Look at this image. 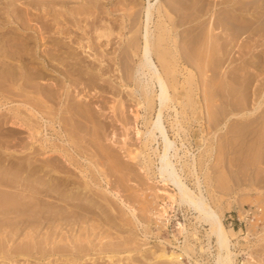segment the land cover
<instances>
[{
    "label": "bare ground",
    "instance_id": "obj_1",
    "mask_svg": "<svg viewBox=\"0 0 264 264\" xmlns=\"http://www.w3.org/2000/svg\"><path fill=\"white\" fill-rule=\"evenodd\" d=\"M19 1L21 0H0V99L5 98L6 95L12 99L10 102H14L13 95L17 96L21 98L18 108L9 109H14L20 113H22L19 111L21 108L28 111L26 116H21L18 112L14 115V119H16L14 123L18 125V133L28 130L32 134H41L48 129V126L54 128L57 122L61 123L59 121L62 120L59 117L61 111L67 115L69 125L77 131L79 129L82 132L86 130H84L85 124L82 126L83 124L76 119V114L80 117L85 116L86 119L95 122V124L103 122L102 127H106V122L101 121L100 118L98 120V113L91 106L86 110L82 109V106L76 105L73 99V86L84 85L85 87H93L95 90L98 88L104 90V88L109 87L108 89H115V92L120 91V87L116 84L123 83L134 86L132 88L133 93L138 96L133 98L135 108L131 109L134 114V125L137 128V134L145 136L143 147L150 148L154 152L156 157L154 158V175L158 179L157 181L167 186L165 189H161L164 185L161 186L158 192L166 195L168 200H164L155 209L156 220L160 221L161 224L163 223L164 226H168L170 224L169 210L175 204L188 207L194 211L201 226L208 225L210 227H207L209 228L206 237L208 242L206 247H201V252L209 254L212 264H236L238 253L235 252L234 247L237 243L233 241V236H231L235 230L226 227L223 222L222 211L210 202L205 193L206 190L204 191L203 181L199 174V167L200 165L203 166V161L189 150L187 153L184 151L185 153L182 155L183 149L177 144L176 139H172L170 130L177 137L181 136V133H185L187 130L183 120L189 121L190 125L195 121H205L204 123L209 124L206 132H209L210 128H214V125L218 127V122L214 123V120H211L213 115L207 116L209 114L206 112L207 108H201L198 114L191 110L194 101L189 98L187 88L181 90L180 85L184 82L190 84L191 87L197 82L205 87L214 84V81L217 84L222 77L217 71L226 64V58L224 59L223 56L228 52L226 50L229 42L236 45L240 36H243L245 39L240 47L246 48V42H250L249 40L254 35L264 30V0H233V6L238 5V7H234L233 10L226 8L220 14H214L210 26L204 21H199L197 26L200 27L201 32L206 29L209 30H207L206 36L203 35L205 32L202 33L203 38L200 32L192 36H189V33L184 35V31H181L179 26L181 22L179 23L176 18H172L173 16L169 14V4H165L162 0H120L127 2L128 6L132 5L130 7L132 10L140 6L143 9V17L146 19L141 23V26L137 27L135 31L137 35L129 37L126 47L120 49L119 52H114L115 56L111 58L112 62L108 61L107 63L105 52L112 41V36L115 35V31L109 22L102 21L101 26H98L96 19L99 17H92L93 19L86 17H48L41 26H34V21L45 17H25L27 13L23 12L24 7L19 6ZM66 1L68 0H62V2ZM41 3L39 0L21 2V4L27 5L29 9L30 7H37L33 6L34 4L39 5ZM252 8L256 11L252 17L257 18L246 20L244 18L245 13ZM3 9H9L8 13L11 16L9 19L2 17L4 15L1 12ZM202 10L203 8H199L198 11L201 12ZM128 17L132 22L131 24L136 27L138 22L135 18L136 15L131 13ZM152 24H154V28ZM218 24L226 30L227 36L224 38L229 39L225 42L220 41L222 37L220 34L210 33L216 26H219ZM73 25L77 27V30L73 31ZM92 27L96 31H94L96 33L94 38L89 35V30ZM5 29L9 30L5 32ZM67 30H71L70 34H66ZM26 32L28 35H24ZM47 32L51 35L44 36V33ZM245 33L247 34L245 35ZM30 34L33 38L29 36ZM120 39H123V35H120ZM202 39L201 49L195 51ZM183 45H185L184 48ZM78 49L82 50L85 55L82 56ZM92 51L95 53L90 54ZM197 52L201 56H197ZM260 55L261 53L258 54V56ZM17 60L19 64H15ZM231 61L234 62V60ZM183 65L186 68L196 69L197 72L188 74L182 80L184 73L180 67L182 68ZM117 71L118 74L115 73V75L118 76L115 79H112V75H108V73ZM237 71L243 72L244 70L237 69ZM227 73L230 76L229 72ZM235 79L233 82L236 83L238 76ZM58 81H62L66 87L64 91L57 88ZM45 82H51L53 88H46ZM203 89L206 92L207 88ZM209 91L207 92L209 93ZM236 91L239 90L236 89ZM207 92L206 97H204L206 100L209 99ZM92 95L94 98L95 95ZM81 98L87 100L84 94ZM246 99H248L247 95ZM80 101L82 102L83 99ZM214 103L216 105V102ZM7 104L0 102V108ZM123 104L125 105L124 102ZM235 104L238 106V103L231 101L228 97L226 106L231 108V111L236 107ZM86 105L89 104L86 103ZM198 106L201 107V105ZM110 108L113 109L114 107L111 106ZM190 110L193 111V116H191ZM142 111H144L143 115ZM153 111L154 116L148 117V113ZM187 112L190 113L191 118L185 116ZM85 113L86 115H84ZM166 113L170 129L166 124ZM142 117L145 118V125L147 126L144 133L138 126L139 119ZM255 117H259L258 113ZM118 118L117 121L122 122L125 126L131 119L119 116ZM252 120L249 122H255ZM245 123L247 124L248 121ZM253 130L251 131L253 132ZM99 133L101 135L100 131ZM69 134L74 133L71 131ZM244 134L247 136L249 132ZM86 136L81 137V139L78 138L80 141L78 140L76 143L75 140L72 141L74 137L71 135L72 143L70 145L73 151L79 155L68 153L70 148L65 149L67 152L63 157L66 160L57 158L60 157L61 153L56 156L58 150L54 148L50 150L51 153L46 159L40 158L39 155L47 151L43 148V151L38 152L39 148L35 146L36 143L32 144L27 151L21 152V155L16 153L8 155L7 153L13 159L9 161L5 169L0 166V264H83L104 258L105 254L111 252L109 251L112 250L111 247L107 248L102 238L100 243L95 245L92 237L98 227H103L106 224V220L102 219L104 214L108 220H111L107 212L99 213V210L103 208L101 203L112 204L110 196L117 198L138 220L136 208L128 204L119 192L123 186L121 185L119 191L111 188L112 185L110 186L109 181L106 180L108 173L104 172L103 174L97 161H94V158L99 154L95 152L92 156L93 160H89L87 157L89 154L84 152L86 150H83V146L79 147L82 139H87ZM198 139H200L198 140L200 145L206 140L200 135H198ZM88 140L92 144H101L97 139L95 141L93 139ZM181 145L182 147L185 146V142L182 141ZM200 145L199 147H201ZM141 155L142 153L131 154V158L138 161ZM82 157L87 160V165L83 163ZM143 163L146 164V161ZM66 164L74 166L80 175L74 177L75 171ZM95 166L97 170H95ZM66 167H68L67 171H65ZM186 168L190 173L189 175L194 177L195 189L191 188L186 181ZM63 172L66 175H61ZM99 175H104L105 178L103 176L96 178ZM169 186L173 190L169 191ZM95 195H98L97 198L100 199V203L96 201ZM177 229L182 235H186L188 232V228L181 222L178 223ZM194 234L198 238L199 230L196 229ZM21 235H23L22 238ZM174 237L179 241L176 236ZM212 237L215 238V242ZM15 238L20 239V241L15 242ZM174 246L175 249L172 251L163 249L160 253L154 254L155 261L148 263L153 264L158 260H164V262L166 260L168 264H205L206 261L203 263L199 259L194 260L196 263L183 261L184 257L193 258L191 252L195 251L194 246L190 245L188 237H185V241L180 242L179 245ZM109 258L113 263L114 257L109 255Z\"/></svg>",
    "mask_w": 264,
    "mask_h": 264
},
{
    "label": "rangeland",
    "instance_id": "obj_2",
    "mask_svg": "<svg viewBox=\"0 0 264 264\" xmlns=\"http://www.w3.org/2000/svg\"><path fill=\"white\" fill-rule=\"evenodd\" d=\"M26 1L27 0H21L18 2L20 7H24L23 12L27 13L26 15L24 14L25 17H45L38 21H34V26H41L48 17H86L88 19H93L92 17H99L100 19H96L98 26H101L102 21L109 22L115 31V35L112 36V41L105 52L107 54L106 63L108 61L112 62L111 58L115 56L116 51L119 52L120 49L122 50L124 49L123 47H126L125 45H127L128 38L137 33L135 32L137 27L141 26V23L146 19V17H143V9L140 6H137L132 10L130 8L132 5L128 6L127 2H121L120 0H68L66 2H62V0H49L48 2L47 0H39L42 3L39 5L34 4L33 6L37 7H30V9L27 5L21 4V2ZM162 1L165 4H169V14L173 16L172 18H176L179 23L181 22L179 26L180 30L184 31V35L189 33V36H192L200 32L202 38L203 35H207L209 30H204L205 33L201 32L200 27L198 28L197 26L199 25L197 24L199 21H204L205 24L208 23V26H210L214 18V14L218 15L226 8L233 10L234 7H238V5L233 6V0ZM199 8H203V10L199 12ZM1 12L4 13L2 17L7 19L11 17L8 13L9 9H3ZM255 12L254 8L250 9V11L245 13L247 16L245 15L244 18L246 20L257 18L252 17ZM131 13L136 15L135 18L138 21L136 27H134L133 24H131L132 22L129 20L128 16ZM24 15H21V17H24ZM168 19L171 18L168 17ZM218 23H220V20H218ZM218 25L219 28L216 26V28L213 31H210V33L220 34L222 36H220V41L225 42L229 39L226 37L224 38V36H227V34H225L226 30H224L220 24ZM152 26L154 28V24H152ZM72 29L75 31L77 30V27L73 25ZM92 29L94 28H90L89 35L91 38H94L96 33H94L95 29ZM8 30L9 29H5V32ZM70 31L71 30H67L66 34H70ZM43 32H45V30H43ZM79 33H81V31H79ZM202 33L204 34L202 35ZM262 33L264 34V30L259 34L254 35L249 40L250 42L247 41L245 44L246 48L240 47V44L245 39L243 36H240L236 45L229 42L226 50L228 52H226L223 56L224 59L226 58V64H224L223 67L217 71L218 74H221H219L220 77L222 76L221 79L218 80L217 84L216 81H214V84L207 85L205 87L197 82L191 87L190 84H185L184 82L180 85L181 90L187 88L189 98L194 101V106H192L193 108L191 110L194 112L196 111L198 114L201 108H207L206 112L209 113L207 116L211 117L213 115L211 120H214V123L218 122V127L214 125L213 127L215 129L210 128L209 132H206L208 131L207 129L209 128V124L204 123L205 121H192L193 124L190 125L189 121L183 120L187 130L185 133H181V136L177 137V135H174V133L170 130L172 139H176L177 144L183 149L181 151L182 155H184V151L187 153L189 150L191 153H195L198 159L203 161V166L200 165L199 167V174L203 181L204 191L206 190L205 193L210 202L222 211L224 219L223 222L226 227L230 230L231 228L235 230L232 232L231 236H233V241L237 243L236 247H234L235 252L238 253L236 264H264V35ZM119 34L123 35L122 40L120 39ZM246 34L247 33H245V35ZM24 35H28V33L26 32ZM48 35L51 34L49 32L44 33V36ZM29 36L33 38L31 34ZM202 42L203 39L196 46L195 51L201 49ZM234 46L236 47L234 48ZM184 47L185 45H183V48ZM78 50L81 51L82 56L85 55L82 50ZM92 53H95V51L90 52V54ZM260 53L261 55L258 56ZM196 55L201 56L198 52ZM262 58L263 60H261ZM231 60H234V62L232 63ZM136 61H138V58H136ZM17 63L19 64L18 60L15 64ZM239 67L241 70H244V73L242 71H237V69L240 70ZM180 70L184 73L182 75V80H184L188 74L197 72L196 69L191 67L186 68L184 65L182 68L180 67ZM227 72H229L230 76H228ZM230 72H234L232 73L233 75ZM115 73L118 74V71L108 73V75H112V79H115L118 76L115 75ZM235 73L241 75H236ZM237 76L238 79L236 84L233 80H236L235 78ZM228 77L229 79L231 78L230 81L229 79L227 80ZM51 82H45V87L52 89L53 87L51 86ZM57 84V88H60L61 91L66 89L62 81H58ZM116 85L120 87L119 92H115V89H108L109 87L104 88V90L99 88L95 90L93 87H85L84 85L73 86V99L76 102V105L82 106V109L86 110H88L90 108L89 106H91L94 111L98 113V120L100 118L101 121L104 120V122L108 123H105V125H107L106 127H102L104 125L103 122H99L98 125L97 123L95 124V122H90L85 118V116L80 117L76 114V119L83 124L82 126L85 124L84 130L86 131L84 132L80 129L77 131V129L75 130V128L71 127L66 118L67 115L61 111L59 114V117L62 118V120H59L61 123L57 122L54 125V128L48 126V129L41 134H32L31 131L28 130L18 133V125L14 123V121H16V119H14V115L18 111H15L14 109L18 108V103L21 102V98L14 95L12 97L10 94V96L15 100L14 102H10L12 99H9V97L5 95V98L0 99L1 103H8L0 108V166L5 169L9 161L13 159V157L11 159L8 155H11L12 153H23V151H27V149L34 143H36L35 146L39 148L38 152H41L43 148L47 151L46 153L39 155L42 159H46V157L51 153L50 150L52 148L58 150L55 154L56 156L60 153L62 154H60V157H57L60 160L61 158L66 160L63 156L67 152H65V149L67 150L68 148H70L68 153H73L78 156L79 154L73 151L70 144L73 140L77 143L78 140L80 141L81 137L88 135L86 136L87 139H82L83 141L79 147L83 146V150H86L84 152L89 154L87 155L89 160L92 159L95 152L99 154L96 158H94V161H97V164L99 165V168L102 169L101 172H103V174L104 172L106 174L108 173L106 180L109 181L110 186L112 185L111 188L119 191L123 186L119 192L128 204H131V206L136 208L138 220L134 218L133 215H131V211L123 206L114 196H110L112 199L111 205H108L106 202L101 203L103 208L99 210V213L101 214L103 212H107L111 220H108L103 213V218L102 216H100V218L105 219L106 224L103 227H98V229H96L92 239L95 241V245L98 242L100 243L101 238L104 239L102 241H105L104 244L106 247H111L112 250L108 249L111 252H108V255L105 254L106 256L102 259L92 260L83 264H150L153 260L155 261L154 254L160 253L163 249L172 251L175 249L174 245H179L180 242L185 241V237H188L190 245L194 246L196 252L193 251L194 254L191 252L194 259L184 257L183 261L186 263H196L194 260L199 259L202 262L206 261L205 264H212L209 254L207 252L202 253L200 250L201 247H206V243L208 242L206 238L208 234L207 229L210 227L208 225L201 226L194 211H191L186 206L181 207L178 204H175L169 210L170 224L168 226H164L163 223L161 224L160 221L156 220L154 216L155 209L157 206H160L164 200L167 201L168 198L166 199V195L158 193L160 187L164 184L158 182V179H156L154 175V158L156 157L150 148L143 147L145 136L143 134L138 135L137 128L134 125V114L132 113V110L135 108V101L133 98H137L138 96L133 93L132 88L134 86L125 85L123 83ZM203 88H207L206 92L210 90L209 93L207 92V97L209 98L207 99L208 101L206 98L204 99V97H206V92ZM234 88L239 91L237 92ZM172 90L174 91L173 88ZM82 94L86 96L87 100H85V98H81ZM92 94L95 95L94 98ZM246 95L249 100L246 99ZM228 97L231 101L238 103V106L235 104L236 107L233 111H231V108L226 106ZM82 99L83 101L81 102L80 100ZM126 100L128 104L126 103ZM239 101L242 102L240 103ZM214 102H216V105ZM86 103L89 105H86ZM198 105H201V107ZM111 106L114 108L111 109ZM12 107L16 108L10 110ZM191 110V116H193V111ZM19 111L22 112H18L21 116H26L28 113L25 108H21ZM225 112L228 113L226 114ZM143 113L144 111H142V115ZM257 113L259 117H255L257 116ZM148 114L149 115L147 116L152 118L154 116V111L152 113L149 112ZM171 114H173V112H171ZM84 115H86V113ZM118 116L121 118L127 117L126 119L131 118L132 120L130 119L131 122L128 120V123H126L127 126H125L122 122L117 121L119 119ZM185 116L191 118L190 113L188 112ZM251 116L253 120L251 119ZM165 118L166 124L169 127V122H167V113ZM249 120L255 122L250 123L251 121L249 122ZM247 121L248 123L246 124L245 122ZM138 126L143 133L147 130L145 118L142 117L139 119ZM98 130L101 132V135ZM251 130H253V132ZM71 131L74 133L71 134L74 137L72 138V141L70 138L71 135L69 134ZM95 132L96 134H93ZM246 132H249L247 136L244 134ZM198 135L205 137L207 141L205 140V142H202L201 145L198 144V140H200L198 139ZM88 139H93L94 141L97 139L103 145L96 143L92 144ZM45 140L48 141L46 142ZM182 141L185 142V146L183 147L181 145ZM54 145H56V147H53ZM199 145L201 147H199ZM87 150L90 151L87 152ZM137 153H142V155L139 157L138 161H134L131 158V154L135 155ZM188 156L190 155L188 154ZM85 160V157H82L83 163L87 165V160ZM145 161L146 164L143 163ZM66 165L68 166V164ZM68 167H72V170L75 171L73 175L74 177L75 175H80L74 166L69 165ZM68 167H66L65 171L68 170ZM94 168L97 170L96 166ZM69 173L71 174V172ZM189 174L190 173L186 168V181L191 188L195 189L194 177ZM61 175H66V173L63 172ZM100 176L105 178L104 175H99L96 178H99ZM169 187V191L173 190L171 186ZM165 188H167L165 185L161 187V189ZM95 197L96 201L100 203V199L97 198L98 195H95ZM179 222L183 223L188 228L186 235H182L178 232L177 227ZM196 229L199 230L198 238L197 235L194 234ZM22 236L23 235H21V238ZM174 236H176L179 241ZM17 241L19 242L20 239L15 238V242ZM213 241L215 242V238H213ZM130 251H133L134 253ZM131 253L133 256L130 257V255H132ZM109 255L114 257L113 263L111 262ZM165 263L168 264V261L166 262L165 260L164 262V260H158L153 264Z\"/></svg>",
    "mask_w": 264,
    "mask_h": 264
}]
</instances>
